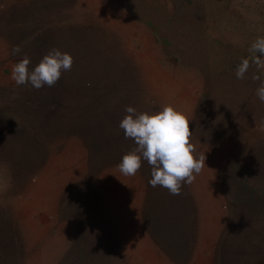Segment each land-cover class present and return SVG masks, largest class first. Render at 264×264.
Returning a JSON list of instances; mask_svg holds the SVG:
<instances>
[{"label":"rangeland","instance_id":"1","mask_svg":"<svg viewBox=\"0 0 264 264\" xmlns=\"http://www.w3.org/2000/svg\"><path fill=\"white\" fill-rule=\"evenodd\" d=\"M257 37L264 0H0V264H264V103L235 76ZM52 48L55 86L11 79ZM126 105L189 120L180 195L104 161L135 147Z\"/></svg>","mask_w":264,"mask_h":264},{"label":"clouds","instance_id":"2","mask_svg":"<svg viewBox=\"0 0 264 264\" xmlns=\"http://www.w3.org/2000/svg\"><path fill=\"white\" fill-rule=\"evenodd\" d=\"M251 54L242 58L235 70L237 79H244L249 68L255 66L254 81H260L255 96L264 103V37L257 39L248 49ZM21 52V48L13 46L12 54ZM31 63L27 54L16 62L11 70V79L17 85L30 84L39 90L44 86L53 87L59 81L63 71H70L73 57L57 48L50 49L42 59L30 70ZM125 115L118 127L123 131L125 139H131L135 147L122 155L117 165L124 176H135L146 161L150 166L148 184L167 189L170 195H180L184 184H191L194 174H199L205 167V155L194 156L196 151L190 142L192 132L189 120L184 114L170 105H165L158 112H138L133 106L126 105Z\"/></svg>","mask_w":264,"mask_h":264},{"label":"trees","instance_id":"3","mask_svg":"<svg viewBox=\"0 0 264 264\" xmlns=\"http://www.w3.org/2000/svg\"><path fill=\"white\" fill-rule=\"evenodd\" d=\"M88 84H89V83H88ZM88 84H87V85H88ZM88 86H90V85H88ZM94 87H96V86H94ZM93 146L96 147V144H93ZM97 148H98V147H97ZM93 151L97 152L95 149H94ZM104 161H105V162H110L109 166H117V165H118V163H115V162H117L116 159L106 158V160H104ZM113 161H115V162H113Z\"/></svg>","mask_w":264,"mask_h":264},{"label":"crops","instance_id":"4","mask_svg":"<svg viewBox=\"0 0 264 264\" xmlns=\"http://www.w3.org/2000/svg\"><path fill=\"white\" fill-rule=\"evenodd\" d=\"M248 260H249V258H247L245 261H243L244 263L241 262V264H247V263H248V264H251V262L254 261V260H252V261L249 262ZM253 263H254V262H253Z\"/></svg>","mask_w":264,"mask_h":264}]
</instances>
